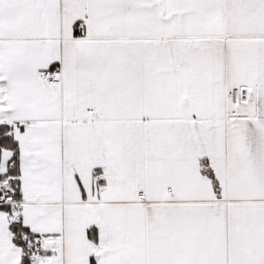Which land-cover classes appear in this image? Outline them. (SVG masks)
I'll use <instances>...</instances> for the list:
<instances>
[{
	"label": "snow or ice",
	"instance_id": "obj_1",
	"mask_svg": "<svg viewBox=\"0 0 264 264\" xmlns=\"http://www.w3.org/2000/svg\"><path fill=\"white\" fill-rule=\"evenodd\" d=\"M0 264H264V0H0Z\"/></svg>",
	"mask_w": 264,
	"mask_h": 264
}]
</instances>
